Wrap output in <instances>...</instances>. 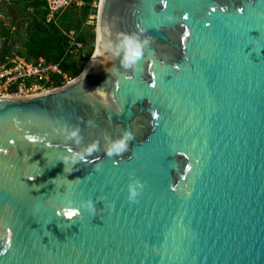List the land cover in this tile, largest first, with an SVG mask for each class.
Listing matches in <instances>:
<instances>
[{
    "label": "water",
    "instance_id": "obj_1",
    "mask_svg": "<svg viewBox=\"0 0 264 264\" xmlns=\"http://www.w3.org/2000/svg\"><path fill=\"white\" fill-rule=\"evenodd\" d=\"M105 25L134 68L0 97V264H264V0H100L92 56Z\"/></svg>",
    "mask_w": 264,
    "mask_h": 264
},
{
    "label": "trees",
    "instance_id": "obj_2",
    "mask_svg": "<svg viewBox=\"0 0 264 264\" xmlns=\"http://www.w3.org/2000/svg\"><path fill=\"white\" fill-rule=\"evenodd\" d=\"M0 1L5 2L7 0ZM13 1L17 2L19 0ZM24 1L26 3L22 14L14 17L11 27H5V21L0 19V28H2L0 37L3 38L0 44V53L5 41L7 42L8 38L11 39V37L18 35V30L20 29H24L26 33L23 45L21 48L13 50V42L9 43L0 60H4L10 55L18 54L28 60L44 57L47 61L60 62L67 46V37L64 34V30L74 28L78 32V39L83 42L85 57L79 60L74 56L67 57L60 63V66L71 77H76L92 56L95 48L94 25L85 24L91 13V0H85L84 5L79 9H67L57 14L51 21L46 20L47 11L44 0ZM13 27L16 29L15 32L12 31Z\"/></svg>",
    "mask_w": 264,
    "mask_h": 264
},
{
    "label": "built area",
    "instance_id": "obj_3",
    "mask_svg": "<svg viewBox=\"0 0 264 264\" xmlns=\"http://www.w3.org/2000/svg\"><path fill=\"white\" fill-rule=\"evenodd\" d=\"M46 20L51 21L57 14L67 9H79L85 0H44ZM100 0H91V13L86 25H94ZM67 46L60 62L47 61L44 57L28 60L24 56L13 54L0 60V97H24L46 92L60 87L75 77L61 69L60 63L67 57L78 60L85 57L83 42L78 39L74 28L65 29ZM77 77V76H76Z\"/></svg>",
    "mask_w": 264,
    "mask_h": 264
},
{
    "label": "clouds",
    "instance_id": "obj_4",
    "mask_svg": "<svg viewBox=\"0 0 264 264\" xmlns=\"http://www.w3.org/2000/svg\"><path fill=\"white\" fill-rule=\"evenodd\" d=\"M186 17V16H185ZM108 32L109 27L105 25L103 29L98 27V41H101L100 48L98 49L97 54L102 55L103 51H108L111 53L112 57H120V65L125 69L134 68L137 62L141 59L144 54V48L148 45L150 38L141 39L140 36L135 32H117L116 34V42L112 43L104 42L103 37L100 36V32ZM143 29H141V32ZM129 80L131 76L127 77ZM103 95V93H101ZM67 138L74 139L77 143H79V128H73L69 133ZM133 139V133L131 131H125L123 135L114 141H112L107 149V155L112 156L113 154H120L127 150L128 142ZM97 150V144L93 142L89 146L86 147L83 153L81 152H72L71 156H65L61 161L64 164H67L69 160L72 163H75L77 160H83L85 158V154L90 155L93 151ZM65 172H71L70 168L65 167ZM144 189V184L141 183L140 180H135L128 185V196L127 199L130 202H137L140 193ZM88 211L95 214V209L89 201L85 206ZM70 218V217H69Z\"/></svg>",
    "mask_w": 264,
    "mask_h": 264
},
{
    "label": "rangeland",
    "instance_id": "obj_5",
    "mask_svg": "<svg viewBox=\"0 0 264 264\" xmlns=\"http://www.w3.org/2000/svg\"><path fill=\"white\" fill-rule=\"evenodd\" d=\"M25 3L26 2L24 0H19L17 2H15L13 0H7L5 2L4 1H0V7H1V10H2L0 12V19L5 21V27H11L12 26L14 17L20 16L22 14V11H23V8L25 6ZM94 30H95V44H96V22L94 24ZM12 31L15 32L16 29L13 27ZM0 32H2V28H0ZM25 37H26V33L24 32V29L18 30V35L14 36V37H11V39L8 38V40H10V41L7 40V44H6L5 48H7V46L11 42H13V44H14V46H13L14 49L13 50L21 48V46L23 45V41H24ZM2 41H3V38L0 37V44H1ZM84 67L86 68L87 65L83 66L82 71L78 75H80L83 72Z\"/></svg>",
    "mask_w": 264,
    "mask_h": 264
},
{
    "label": "bare ground",
    "instance_id": "obj_6",
    "mask_svg": "<svg viewBox=\"0 0 264 264\" xmlns=\"http://www.w3.org/2000/svg\"><path fill=\"white\" fill-rule=\"evenodd\" d=\"M98 48H99V41L97 42V52H98ZM97 52L92 56V58L90 59V61L88 62V64H86L87 65V67L85 68L84 67V71H83V73H87L88 71H89V69L91 68V66L93 65V62H94V60H95V58L97 57ZM85 65V66H86Z\"/></svg>",
    "mask_w": 264,
    "mask_h": 264
},
{
    "label": "snow or ice",
    "instance_id": "obj_7",
    "mask_svg": "<svg viewBox=\"0 0 264 264\" xmlns=\"http://www.w3.org/2000/svg\"><path fill=\"white\" fill-rule=\"evenodd\" d=\"M214 12H216L215 9H213L211 13H207V15H211V14L214 13ZM187 19H188V17H185V20H187Z\"/></svg>",
    "mask_w": 264,
    "mask_h": 264
},
{
    "label": "flooded vegetation",
    "instance_id": "obj_8",
    "mask_svg": "<svg viewBox=\"0 0 264 264\" xmlns=\"http://www.w3.org/2000/svg\"><path fill=\"white\" fill-rule=\"evenodd\" d=\"M97 18V17H96Z\"/></svg>",
    "mask_w": 264,
    "mask_h": 264
}]
</instances>
